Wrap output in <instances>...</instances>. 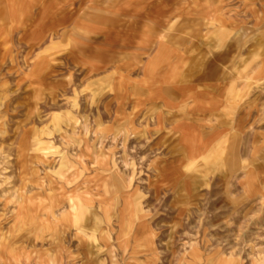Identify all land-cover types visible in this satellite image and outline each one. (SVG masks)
Returning a JSON list of instances; mask_svg holds the SVG:
<instances>
[{
    "label": "rangeland",
    "instance_id": "1",
    "mask_svg": "<svg viewBox=\"0 0 264 264\" xmlns=\"http://www.w3.org/2000/svg\"><path fill=\"white\" fill-rule=\"evenodd\" d=\"M0 264H264V0H0Z\"/></svg>",
    "mask_w": 264,
    "mask_h": 264
}]
</instances>
